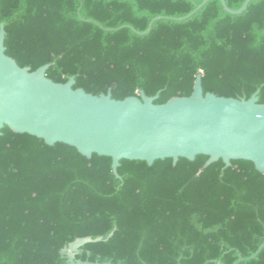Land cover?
<instances>
[{
  "label": "trees",
  "instance_id": "obj_1",
  "mask_svg": "<svg viewBox=\"0 0 264 264\" xmlns=\"http://www.w3.org/2000/svg\"><path fill=\"white\" fill-rule=\"evenodd\" d=\"M0 0L6 56L46 78L117 101L158 96L163 105L203 93L264 105V0L240 15L219 0ZM245 0H225L239 10ZM154 22L147 34L150 23ZM207 156L90 160L64 144L0 136V264H264V174L248 161ZM101 239L100 241H96ZM263 248L260 250V248ZM260 250V251H259ZM258 252L255 259H249Z\"/></svg>",
  "mask_w": 264,
  "mask_h": 264
},
{
  "label": "water",
  "instance_id": "obj_2",
  "mask_svg": "<svg viewBox=\"0 0 264 264\" xmlns=\"http://www.w3.org/2000/svg\"><path fill=\"white\" fill-rule=\"evenodd\" d=\"M209 1L175 20L190 18ZM219 1L223 11L233 16L242 14L251 2L245 0L239 10H231L225 0ZM161 19L170 18H155L144 33L131 30L147 34ZM5 35L0 25V136L7 127L15 134L43 140L47 146L59 143L75 148L87 160L93 155L109 157L117 179L123 160L152 166L170 159L176 166L179 159L193 162L200 155L209 158L204 168L219 160L226 168L232 161H248L264 174V105L258 103L259 91L248 100L204 94L201 76H197L189 97H175L163 105L154 103L158 96L149 98L143 92L121 101L114 100L110 90L93 96L74 90V78L65 84L47 79L49 65L34 72L19 67L5 54ZM92 242L78 239L61 255L67 256L68 264H99L74 260L78 249Z\"/></svg>",
  "mask_w": 264,
  "mask_h": 264
}]
</instances>
